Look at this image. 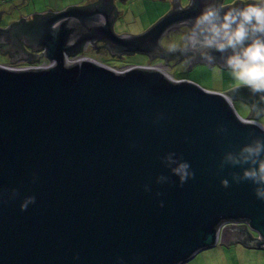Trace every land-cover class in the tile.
<instances>
[{
    "label": "water",
    "instance_id": "1",
    "mask_svg": "<svg viewBox=\"0 0 264 264\" xmlns=\"http://www.w3.org/2000/svg\"><path fill=\"white\" fill-rule=\"evenodd\" d=\"M180 1L136 35L115 33L110 3L0 29L20 52L24 40L55 61L0 64V264H182L224 245L227 219H243L257 234L243 230L248 245L264 248V200L251 181L232 179L247 165L221 167L226 152L264 138L259 127L243 123L262 125L258 96L244 86L221 93L190 80L173 83L167 67L118 72L65 60L99 39L112 55L166 59L163 37L191 27L209 7L260 3L189 0L182 7ZM71 21L83 28L75 31ZM190 53V68L209 65ZM213 54L214 65L227 68ZM234 99L249 104L247 118ZM169 153L195 174L182 186L163 159ZM159 176L168 179L157 183ZM29 197L35 203L21 211Z\"/></svg>",
    "mask_w": 264,
    "mask_h": 264
},
{
    "label": "clouds",
    "instance_id": "2",
    "mask_svg": "<svg viewBox=\"0 0 264 264\" xmlns=\"http://www.w3.org/2000/svg\"><path fill=\"white\" fill-rule=\"evenodd\" d=\"M184 41L185 51L199 55L209 65L216 63L213 53H219L238 84L247 87L264 103V0H260L259 4L233 7L227 11L219 6L209 7L191 25ZM171 50L175 51V48ZM172 82L180 83L178 80ZM255 111L258 116L264 115V107L260 104L255 105ZM243 123L264 131V125L255 120H245ZM174 155L169 153L163 159L182 186L188 179L194 178L195 174L187 162L175 159ZM225 164L241 167L247 165L243 167L242 174L232 173V179L237 183L251 181L256 185L257 198L264 200V138L256 137L238 151L226 152L221 167ZM167 179L165 176H159L157 183ZM221 185L227 188L229 181L223 179ZM145 190H149L147 186ZM29 203H35V197H29L23 202L21 211H25Z\"/></svg>",
    "mask_w": 264,
    "mask_h": 264
},
{
    "label": "rangeland",
    "instance_id": "3",
    "mask_svg": "<svg viewBox=\"0 0 264 264\" xmlns=\"http://www.w3.org/2000/svg\"><path fill=\"white\" fill-rule=\"evenodd\" d=\"M236 1L239 0H224L223 4L229 5ZM85 2L86 0H0V25H4L13 19L34 16L35 14L61 12L68 7L81 5ZM185 2L187 0H181L180 4ZM173 8V0H127L120 3V14L114 23V31L117 34L136 35L143 33ZM178 35H180L179 32L174 31L171 35L166 36L162 43L167 44V46L176 44ZM101 60L104 64L112 66L118 71L126 70L127 66L131 65L158 64L162 68L166 67L161 64L162 59L151 60L147 55L139 53L125 55L123 58L103 57ZM10 63L9 57L0 52V64ZM171 73L177 80H191L205 89L221 93H227L242 86L233 78L230 69L219 65L198 63L193 68L185 70V66L179 64L172 69ZM233 103L239 115L247 118L251 111L249 104L238 99H234ZM258 120L264 125V115H261ZM182 264H264V248L242 243L232 245L225 243L198 254V260L190 259Z\"/></svg>",
    "mask_w": 264,
    "mask_h": 264
},
{
    "label": "flooded vegetation",
    "instance_id": "4",
    "mask_svg": "<svg viewBox=\"0 0 264 264\" xmlns=\"http://www.w3.org/2000/svg\"><path fill=\"white\" fill-rule=\"evenodd\" d=\"M125 1H127V0H86L85 3H83L81 5H75V6L82 8V9H87V8H94L97 5L110 3L114 6L112 13H115V20H114V23H115L117 17L120 14V9H119L120 3L125 2ZM188 3H189V0H187V2H185V3H182L181 5H182V7H184V6L188 5ZM68 8H70V7H68ZM51 13H53V12L45 13V14H35L34 16H29V17H21V18L16 19V20L13 19V20L8 21L4 25H0V29L6 28L8 25L12 24L13 22L19 21L21 19H25L26 21L32 22L40 15H46V14H51ZM2 16L4 17V14H2ZM114 23H113V29H114ZM70 27L73 28L75 31H77V30H80L81 28H83V25L80 22L71 21ZM189 30H190L189 25H182L179 28H176V29L174 28L172 31H170L168 34H166L162 39V40H164L166 36L171 35V33L174 31H178L180 34L177 36L176 44H173V45L171 44V46H167V44L162 43L163 48L165 50V55L167 58L166 59L160 58V59H162L161 64H164L167 67L166 69H167L168 73H166V74L169 77V79H171L172 81L177 80L174 78V76L171 73L172 69L175 66L182 64L183 66H185V68L190 69L188 62H189V57H190L191 53L189 51L184 50V43H185L184 37L188 33ZM75 31L73 32L72 36L70 37V38H72V42L75 41L73 38L75 36ZM22 41H23L22 42V51L20 52L18 50L19 49L18 45H16L12 40L6 39L4 35L0 34V52H2L4 55L9 57V59L11 60L10 64L44 63L45 61L50 60L43 54L44 50H40L33 45H29V44L25 43L24 40H22ZM172 48H175V51H172L171 50ZM134 54H136V53H134ZM76 55H81L82 60L92 62L94 64L104 65L107 67L114 68L112 66L104 64L102 62L101 58L109 57V56L114 57V58H117V57L123 58L125 55H132V54H122L119 56L112 55L108 46H107L106 41L104 39H99L96 42H93L90 40L84 42L82 49ZM156 59H158V58H156ZM153 60H155V59H153ZM155 65H157V64H155ZM127 67H128L127 69L145 68V69H143V71H151V70H147V69H150V65L149 66L148 65H146V66L131 65V66H127ZM191 68H193V67H191ZM126 70H123L122 72H125ZM178 81H187V79H180ZM224 221L225 222L223 223V225H226V228H227L224 232L225 233V238H224L225 242L224 243H227L228 245H232L234 243H237V244L242 243L244 245L245 244L248 245L249 240H248V238H246L247 235L245 236V234L243 233V230H245V229L249 230L252 237L257 236V234L255 232H253L249 228H247V223L243 219H227ZM221 227H222V222H221ZM234 231L237 234L233 235Z\"/></svg>",
    "mask_w": 264,
    "mask_h": 264
},
{
    "label": "built area",
    "instance_id": "5",
    "mask_svg": "<svg viewBox=\"0 0 264 264\" xmlns=\"http://www.w3.org/2000/svg\"><path fill=\"white\" fill-rule=\"evenodd\" d=\"M82 56L81 55H74V56H69V57H66L65 60L67 62H76V61H79V60H82L81 59ZM55 63V61H45L44 63H25L23 65L22 64H4L6 66H11V67H23V66H31V67H46V66H51ZM150 68H162L161 65H150ZM114 69V68H113ZM116 70V69H115ZM118 71V70H116ZM118 72H122V71H118Z\"/></svg>",
    "mask_w": 264,
    "mask_h": 264
},
{
    "label": "crops",
    "instance_id": "6",
    "mask_svg": "<svg viewBox=\"0 0 264 264\" xmlns=\"http://www.w3.org/2000/svg\"><path fill=\"white\" fill-rule=\"evenodd\" d=\"M246 1H249V0H246ZM250 1H252V0H250ZM254 1H260V0H254ZM27 17H29V16H27Z\"/></svg>",
    "mask_w": 264,
    "mask_h": 264
}]
</instances>
